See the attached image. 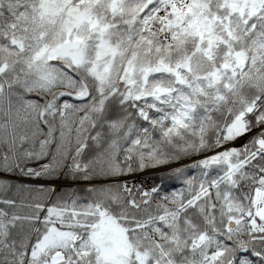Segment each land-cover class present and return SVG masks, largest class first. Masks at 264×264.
I'll list each match as a JSON object with an SVG mask.
<instances>
[{"label": "snow or ice", "instance_id": "snow-or-ice-1", "mask_svg": "<svg viewBox=\"0 0 264 264\" xmlns=\"http://www.w3.org/2000/svg\"><path fill=\"white\" fill-rule=\"evenodd\" d=\"M0 264H264V0H0Z\"/></svg>", "mask_w": 264, "mask_h": 264}, {"label": "trees", "instance_id": "trees-1", "mask_svg": "<svg viewBox=\"0 0 264 264\" xmlns=\"http://www.w3.org/2000/svg\"><path fill=\"white\" fill-rule=\"evenodd\" d=\"M4 178H6V177H0V179H4Z\"/></svg>", "mask_w": 264, "mask_h": 264}, {"label": "rangeland", "instance_id": "rangeland-1", "mask_svg": "<svg viewBox=\"0 0 264 264\" xmlns=\"http://www.w3.org/2000/svg\"><path fill=\"white\" fill-rule=\"evenodd\" d=\"M0 177H3V176H0Z\"/></svg>", "mask_w": 264, "mask_h": 264}]
</instances>
